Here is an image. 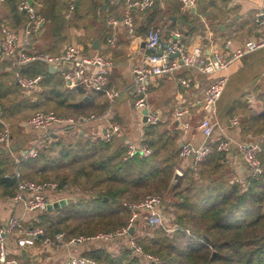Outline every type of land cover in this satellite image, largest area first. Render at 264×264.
<instances>
[{
  "label": "crops",
  "instance_id": "1",
  "mask_svg": "<svg viewBox=\"0 0 264 264\" xmlns=\"http://www.w3.org/2000/svg\"><path fill=\"white\" fill-rule=\"evenodd\" d=\"M35 2L40 11L43 0ZM92 2L97 6L90 12L89 6ZM71 3L74 8L68 15ZM78 5L77 11L75 7ZM125 6L126 0H67L66 7L61 10L64 22L56 24L55 30L48 36L44 35L46 18L40 11L44 16V22L41 30L34 34L29 50L59 52L66 43H72L84 54L100 53L112 61L107 88L117 89L119 94L110 98L103 91L92 93L93 90L85 89L88 94L93 95L94 110L90 113L95 117L75 128L59 126L50 128L47 134L45 130L32 128L27 124V119L34 112L27 118L12 116L7 119L2 110L0 129L5 125L9 130L10 151L5 144H0V152L3 151L9 157L10 174L17 178L18 182L26 180L21 178L19 165L21 161H18V158H21L31 146L38 143L43 147L58 136L65 139L67 137L69 141L81 137L92 141L105 140L103 131L110 122L118 123L120 126V131L111 139L115 146L125 145L127 148L129 142L149 144L148 132L155 135L164 134V137L173 140L171 151L175 154L174 171L186 172L191 168L192 161L189 157L180 156V144L183 140H189L199 145L204 140V134L198 124L202 117L208 116L218 121L209 138L211 148L220 138H227L230 141L229 150L224 151V176L231 180L246 182L249 171L238 144L243 141L260 142L263 138L264 133H258L259 121L253 116L264 113V48L253 50L235 59L224 71L205 74L191 68H182L172 74L152 76L148 81L149 107L160 114V121L155 127L143 120L142 110L134 107L132 67L140 63L148 53L145 39L151 28L158 29L163 39L168 28L177 29L188 48L199 45L208 55L213 52L227 54L229 49L248 39L261 38L264 31L257 24L255 14L264 8V0H197L195 6L188 8L182 7L178 0H155V4L149 10L133 9L134 34H131L122 23L112 25L107 21L109 17L120 18ZM15 7V0H0V26L5 24L21 35L26 15ZM78 14L81 17H77ZM111 35H114L112 43L108 41ZM95 39L99 40L97 46H94ZM228 40L231 41L229 47L226 46ZM0 67L4 68L3 70L12 68V80L18 86L21 98L27 99L31 97L33 91L41 89V82L37 89L26 90L21 87L14 80L16 66L12 65L11 58L1 54V50ZM56 72L63 76L62 71ZM223 73L228 75L227 82L216 101L214 111H211L200 100L206 86ZM179 77L187 78L190 85H182ZM64 83L66 85L65 80ZM178 103L185 104L189 109L184 116L189 123L186 128L182 127L173 114ZM234 115L239 119L237 125L230 123V118ZM16 169L20 172L19 176H15ZM68 192L70 190L65 191L61 188L47 190L48 197L52 200L50 203L64 197H73L69 196ZM10 196L0 193V223L12 215L21 218L27 225L37 220L39 211L26 210L21 200H12ZM167 214L170 215L169 212ZM137 221L140 223L134 228L136 234L140 232L142 220ZM17 237L15 232L9 234L6 246L9 255L20 260L22 264H63L67 256L86 254L98 245L116 252L122 244L127 243L126 238L120 236L102 244L87 242L51 245L37 239L34 244L20 246Z\"/></svg>",
  "mask_w": 264,
  "mask_h": 264
},
{
  "label": "trees",
  "instance_id": "2",
  "mask_svg": "<svg viewBox=\"0 0 264 264\" xmlns=\"http://www.w3.org/2000/svg\"><path fill=\"white\" fill-rule=\"evenodd\" d=\"M19 1L15 0V8L20 11ZM66 5L67 0H43L40 11L46 18L45 36L64 22L61 10ZM79 5L75 7L77 11ZM96 6L92 2L89 11ZM3 69L0 67V106L7 119L25 117L24 111L30 107L51 106L62 115L94 110L93 95L83 87H67L62 74L50 72L44 62L32 61L19 67L24 75H43L41 89L27 99L21 98L12 80V68ZM253 118L259 121L258 133H264V113ZM147 141L152 146L150 155L126 157V146H115L111 140L81 137L69 141L62 136L51 139L36 156L20 162L21 178L56 180L61 189L74 184L79 199L39 211L37 220L29 226H44L50 236L63 232L69 237L124 225L127 219L123 209H128L123 200L139 198L147 190L162 192L174 173L173 140L148 132ZM260 142L264 161V134ZM224 153L214 145L195 170L189 168L177 179L171 198L161 208L168 226L151 227L145 223L151 230L135 234L143 251L158 259L149 261L143 255H132L127 243L116 252L98 245L86 254L98 264H264V172L249 173L246 182L231 180L223 174ZM10 169L9 157L1 151V194L16 192L18 179Z\"/></svg>",
  "mask_w": 264,
  "mask_h": 264
},
{
  "label": "built area",
  "instance_id": "3",
  "mask_svg": "<svg viewBox=\"0 0 264 264\" xmlns=\"http://www.w3.org/2000/svg\"><path fill=\"white\" fill-rule=\"evenodd\" d=\"M182 7H193L197 0H178ZM155 4V0H126V6L120 18L109 17L107 21L116 25L124 24L131 34L135 33L132 11L134 8L141 10L150 9ZM18 8L22 10L27 18L21 35L5 24H1L0 32V50L3 56L12 59V65L16 66L14 70V80L24 89H37L43 78L41 73L34 76L24 75L19 67L32 61H41L46 64L62 63L69 61L71 68L62 70L66 85L70 88L83 87L86 90L103 91L110 98L118 96L117 89L107 88L108 73L112 66V61L100 53L88 55L72 43H66L59 52L50 51H31L29 44L34 36L41 30L44 22V16L39 12L35 0H20ZM73 4L68 7V15L73 11ZM255 20L264 31V8L257 11ZM110 43L114 42V35L108 38ZM231 41L226 42L229 47ZM145 48L148 53L142 61L132 67L133 74V95L134 107L138 110L147 109L146 122L157 124L160 121V114L149 107L148 102V81L152 76L160 74H172L182 68H191L198 72L210 74L224 71L229 64L243 55L264 48V35L261 38H253L244 41L242 44L232 47L227 54L213 52L208 55L199 45L187 47L183 41L181 32L174 28L166 30L165 39L162 38L158 29H149L145 39ZM228 75L223 73L218 75L203 91L201 102L206 108L212 103L214 106L227 82ZM179 82L184 86H189L190 81L185 77H179ZM189 112L188 107L183 103H178L174 110V117L181 123L182 127L188 126V121L184 116ZM2 117V108L0 106V121ZM93 113H80L74 116H62L52 109L41 108L36 110L28 119L27 124L32 128L42 129L48 133L50 128L59 127H79L84 122L94 118ZM239 119L236 115L230 118L232 125H237ZM218 121L208 116L200 119L198 126L204 134V140L195 145L189 140H183L179 147V154L182 157H189L192 161L191 168L195 170L198 163L205 155L211 152L209 138L213 134ZM120 131L118 123H108L103 131L105 140H111ZM9 141V130L4 125L0 129V144H5L7 149ZM41 145L35 144L25 151L18 161L26 160L36 156ZM218 150L227 151L230 148V141L227 138H220L216 144ZM238 149L242 155L243 161L250 174H259L264 172V161L260 157L262 146L259 141H243L238 144ZM9 150V149H8ZM10 151V150H9ZM152 152V147L146 142H129L127 144L125 156L135 154L148 156ZM183 173V171H180ZM20 172L16 169L15 176ZM56 190L58 185L53 181H36L32 179L20 180L17 191L11 195V199L23 202L26 210L43 211L52 200L48 197L47 190ZM60 189V188H59ZM130 212L127 223L114 232H105L97 234H77L65 237L63 232H56L53 236L47 234L44 226H29L17 216H9L5 222L0 223V261L3 264H22L20 260L10 256L6 246L7 236L13 232L17 233V242L20 246L34 244L37 239H42L45 243L51 245L58 244H84L87 242L104 243L114 237L126 238L127 244L131 247L132 255H143L147 260L154 261L157 256L143 251L141 245L136 241L135 231L130 233V228H135V221L142 220L148 226L158 227L166 225V220L162 212L163 198L160 194L151 193L137 200H126L123 202ZM168 226V224H167ZM173 230V227H168ZM135 230V229H134ZM63 264H98L97 260L87 254H71L67 256Z\"/></svg>",
  "mask_w": 264,
  "mask_h": 264
},
{
  "label": "rangeland",
  "instance_id": "4",
  "mask_svg": "<svg viewBox=\"0 0 264 264\" xmlns=\"http://www.w3.org/2000/svg\"><path fill=\"white\" fill-rule=\"evenodd\" d=\"M38 8V7H37ZM40 12V11H39ZM41 108H46V109H52V110H54L57 114H59L58 113V111H56L55 110V108H53V107H51V106H42V107H40L39 109H41ZM35 110H38V108H35V107H30V108H26L25 109V113H27L26 114V118L28 117V116H30ZM59 115H62V114H59ZM62 116H74V114H65V115H62ZM259 135V134H258ZM65 139V138H64ZM65 140H67V137H66V139ZM51 181H53V182H57L56 180H51ZM58 183V182H57ZM63 189H65V191H68V190H70V192H68L69 194V196H74V195H76V194H79V191L77 190L78 188H76V186L74 185V184H71V183H69L67 186H65ZM78 192V193H77ZM169 192V190H168V187L165 189V190H163L162 192L161 191H144L141 195H139L138 197L139 198H135V199H128V200H137V199H140V198H142V197H144V196H146L147 194H151V193H157V194H160L161 196H162V198H163V203L165 204L166 202H168L169 201V199L171 198V193H168ZM124 201H126V199L125 200H123V202ZM123 213H124V215L126 216V219H127V221L129 220V217H130V212H129V210H126V209H123ZM168 213V212H167ZM167 215V214H166ZM127 221H126V223H127ZM125 223V224H126ZM135 223L137 224V223H140L139 221H135ZM124 224V225H125ZM123 226V225H122ZM121 227V225L120 226H118V227H116V228H110V227H106V228H98V229H95L96 231H95V233H93V234H97V233H105V232H114V231H116L118 228H120ZM139 229H140V231H145V230H151L149 227H147V225L143 222V221H141V224H140V227H139Z\"/></svg>",
  "mask_w": 264,
  "mask_h": 264
},
{
  "label": "water",
  "instance_id": "5",
  "mask_svg": "<svg viewBox=\"0 0 264 264\" xmlns=\"http://www.w3.org/2000/svg\"><path fill=\"white\" fill-rule=\"evenodd\" d=\"M98 39H95L94 40V46H97L98 45ZM72 67V64L69 62V61H63L62 63H49L48 64V70L50 72H56V71H62L63 69L65 68H71ZM214 105L211 103L208 107V109H212ZM143 114H144V117H143V120L146 121V114H147V109H143L142 110ZM182 175V173L178 170H175L174 173H173V176L172 178L170 179V183H169V186H168V190L169 192L168 193H171V189L173 187V185L175 184V182L177 181V179ZM79 199V195H74L73 197H64V198H61L53 203H49L48 206H47V209L48 210H52L54 208H58V207H61V206H64L65 204H70L74 201H77ZM104 199H107V197H105ZM134 231V227L132 226L130 228V233H132ZM0 264H3L1 261H0Z\"/></svg>",
  "mask_w": 264,
  "mask_h": 264
}]
</instances>
